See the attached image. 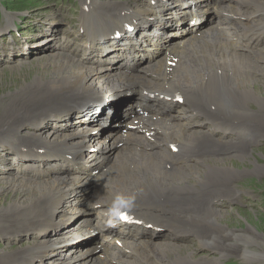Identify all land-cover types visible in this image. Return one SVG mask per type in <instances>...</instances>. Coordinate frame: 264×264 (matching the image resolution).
Wrapping results in <instances>:
<instances>
[{
  "label": "bare ground",
  "instance_id": "bare-ground-1",
  "mask_svg": "<svg viewBox=\"0 0 264 264\" xmlns=\"http://www.w3.org/2000/svg\"><path fill=\"white\" fill-rule=\"evenodd\" d=\"M148 1L149 5L142 8L80 0L85 31L82 59L70 60L53 53L41 62L19 67V71L9 67L7 73L13 78L32 75L26 85L18 84L14 93L0 96V107L6 108L3 114L9 117L0 127V146L9 152L26 150L27 155L39 152L46 158L70 156L81 168L66 169L63 174L68 177L48 173L40 178L15 172L1 183L2 191L21 201L0 210V223L8 230L0 226V236L25 238L33 234L32 239L36 234L33 243L8 252L4 264H38L47 256L56 260L53 264H225L224 259L232 252L211 242L224 243L217 226V218L223 214L218 204L234 194L225 184L244 176L229 175L238 172L224 158H247L244 139L251 145L264 139V92L255 85L260 82L256 75H264V0ZM215 18L222 22L215 24ZM188 19H196L197 26ZM181 21L185 23L180 25ZM13 23L9 18L6 29ZM124 26L138 30L134 39L110 40ZM154 26L160 30L157 36L151 32ZM171 26V32L164 31ZM180 35L184 36L176 39ZM123 60L125 67L120 63ZM112 68L119 69L116 75H109ZM107 75L114 77L105 78ZM114 88L131 91L129 97L137 96L139 101L133 102L135 112L128 106L132 99L114 105L116 111L130 110L125 114L129 122L101 138L102 133H93L95 124L103 126L94 117L104 108L94 107L97 105L90 100L96 95L105 103L119 100L123 95ZM251 104L258 107L251 108ZM74 115L89 123L72 128ZM36 122L41 125L39 129L32 127ZM130 122L137 129L123 132ZM243 123L250 126V134L233 140L231 133ZM194 124L202 128H192ZM206 124L212 129L202 126ZM27 127L32 134L23 133ZM46 132L48 138L61 142L45 139ZM111 157L114 167L106 171L104 166ZM207 157L221 160L207 165L200 160ZM102 166L103 171L94 176ZM191 176L198 182L194 183ZM85 180L94 181L92 192L84 191ZM216 185L227 188L214 190L211 186ZM128 198L135 206L131 214L140 225L110 221L115 206L126 207ZM76 201L85 205L74 210ZM52 231L57 242L48 238ZM69 234L73 238L67 237ZM186 235L196 237V243L207 248L205 256L209 252L214 256H185L172 242ZM100 236L121 240L123 245H107ZM247 237L242 233L237 236L244 243L242 256L264 258V240L246 241ZM79 238L88 240L71 250H75L73 256L59 253L67 241L73 243ZM253 245L251 251L248 246ZM230 247L235 246L230 243Z\"/></svg>",
  "mask_w": 264,
  "mask_h": 264
},
{
  "label": "rangeland",
  "instance_id": "rangeland-1",
  "mask_svg": "<svg viewBox=\"0 0 264 264\" xmlns=\"http://www.w3.org/2000/svg\"><path fill=\"white\" fill-rule=\"evenodd\" d=\"M99 1L110 2L111 4L127 3L129 5H134V6L137 5L142 8H146L147 4L149 5L148 0H99ZM20 2L23 3L24 6H20L19 5ZM80 3H81L80 0H0V28L6 29V23L9 18L14 19L13 26L10 27V29H16V27L17 28L20 27L18 28L20 32L19 35L10 34L9 36L6 37V34H4V32H6L7 29L0 31V51H1L0 52V96L5 94H10V92L14 93L15 92L14 90L18 84L26 85L28 79H31L32 73L25 74L23 76L24 79H22L21 77L13 78L7 73L11 69L9 67L16 68L19 71L20 70L19 67L25 65L31 66L35 63L41 62V60L51 57L53 53H57L61 58H66V59L68 58L70 60H74V59L79 60L80 58L81 59L83 58L85 45L83 46L82 37H85V31L81 27L82 7ZM143 4L145 5V7L142 6ZM218 21H220V19L218 18L213 19V22H215V24ZM213 22L211 23L213 24ZM184 23L185 21H181L179 24L182 25ZM173 28L174 26H171V28L164 27V31L169 33L173 30ZM151 32L153 33V35L157 36L160 33V30L157 26H154ZM184 35L187 36V34ZM183 36L180 35L179 37H176V39L182 38ZM5 40H10V42L9 41L5 42ZM12 40H14L13 45L11 43L13 42ZM5 43H6V48L4 49L3 45ZM260 49L261 47L259 48V50ZM99 68L100 67H98L97 69ZM35 69L37 68L35 67ZM95 70L96 69H90L89 71L92 72ZM117 70L116 68H112L108 70V73H111L109 75H112L113 73H115L116 75ZM113 77L111 78L107 75L105 78L113 79ZM256 79L260 81L259 83L255 84L256 87L259 88L258 89L259 91L261 89L264 92V75L261 73L257 74ZM146 88L148 89V87ZM95 97H101V96H95ZM136 97L137 96H135L134 99L132 98L128 99L129 101L131 99L133 100L131 101V103H129L130 105L128 106L131 110H134V112L137 106H134L133 102H135V100L139 101L138 97L137 98ZM99 102L103 103L104 100L99 99ZM99 102H97L98 106H94V105L93 106L102 107L104 109H102L100 114H98L94 118H99L100 119L99 123L101 122L103 126H96L98 124H95L94 128H96V130H94L93 133L96 136L102 133V135L100 136L102 138L106 135V133L111 131L112 129L111 126L117 128L120 125H124V123L128 120V117L125 116V114L126 112L130 113V110H126L124 112L123 111L124 108H123L121 110L116 111L114 105H119L120 102H114L111 105L105 104L104 106L100 105L101 103ZM121 102H125V101H121ZM178 103L180 104L179 101ZM75 104L76 103L69 105L65 110H68L69 108H71V106ZM159 105L160 104L158 103V106ZM141 106L143 107L144 104L141 103ZM76 107H78V104ZM250 107L254 108V105L251 104ZM257 107L258 106L256 105L255 108ZM97 112L98 111H95L94 113ZM3 113H7L6 108L0 107V127H3L1 124H3L4 121L9 118ZM94 113L92 114V116H94ZM74 118H75L74 119L75 125L72 127L74 129H80V127L84 126L83 124L89 123L84 119L82 121H79V119L76 118L75 116ZM123 119L125 120L123 121ZM40 126L41 125H39L38 122L32 125V127H36V129H39ZM52 126L53 125L51 124L49 128L53 129L55 127ZM194 126H199V124L198 125L194 124L192 128ZM202 126H204L207 130L212 129V127L209 124ZM196 128L200 129L202 127L199 126ZM23 133L32 134L33 131L31 130V128L27 127L26 130L23 131ZM47 133L48 132H46V135L45 133L43 134L45 136V139L50 140L52 142H56V141L61 142L60 140H51L50 138H48ZM249 134H250V126L247 123H243L236 131L231 133V138L233 140H238L239 135L248 136ZM242 146L245 149L246 152L245 154L248 153L249 155L247 156V158H237V157L235 158L234 156L228 157L226 159L224 158V162L229 161V163L234 164L235 171L238 172L236 174L231 173L229 175L244 174V176H242L241 178H235L234 180L228 181L225 184L231 190V193L234 194L233 196L230 197V199L225 198L224 200H221L218 204V209L223 214L222 217L220 216L219 218H217L218 219L217 226L219 227V232H220L219 235L223 237L224 243H217L215 241H212L211 244L215 243V245H218L221 250L226 248L225 250L232 251L230 252V255H228L227 258L224 259L223 262L225 264H264V258H259V257L252 258L249 257L248 255L242 256L243 255L242 252L244 250L242 247H244V243L240 242L237 238V236H240L242 233L248 236L246 238V241H253L258 238L264 240V139L262 138L260 141L251 145L249 139L245 138L244 144H242ZM12 157L14 156H10L8 149L0 148V185L1 183L2 184L4 183V181L8 176L13 175L15 172L18 175L20 174V176H25L22 175L23 171L20 172L18 170L14 171L15 170L14 168H9L10 164L13 162ZM111 158L109 159L110 161H108L106 163L107 165L105 166L103 165V163H100V165H103L104 167L107 166L106 171H112L114 167L111 166L112 163L114 162V159ZM214 158L215 157H207L208 160L207 159L205 160V158L200 160L205 161L204 163L207 165L210 163L217 164L221 160L220 159L219 161H215L217 157L215 159ZM189 163H187L186 165H190ZM103 166L95 171L94 176L100 174L103 171L104 168ZM181 166L184 167L185 165H181ZM6 170H10V172H8L9 174H6L5 172ZM25 174H29V173H25ZM61 175H63L62 177L69 176L66 173ZM192 178L194 179V183L198 182V180L195 177ZM86 182L87 180H85L83 184L84 191L87 193L92 192L95 185L94 181H92V183H88V182L86 183ZM218 182H220V178ZM184 184L185 183H182V185ZM216 186H211V187H213L214 190L217 189L225 190V188H227L225 187L223 189L224 185L223 186L216 185ZM213 188H211V190ZM13 201L20 202L21 200L14 198L11 194L4 192L0 189V210L9 206ZM82 205L85 204H83V202L81 201H76L73 203V207H74L73 209L77 210V208ZM83 215L84 214H82L80 217H83ZM56 220H58V218H56ZM0 226H4V224L0 223ZM10 226L11 224L8 225V229L10 228ZM3 229L4 230L6 229V225L3 227ZM14 229L15 228H12L11 230ZM7 231L8 230L6 229L5 232ZM223 233L224 235H222ZM31 235L33 234H29L28 236L31 237ZM35 235L36 234H34L32 239H30L29 237L22 238L23 236L16 237L14 235L6 237L5 234H3V236H0V264H4L3 260L5 259L6 254L8 252H12L18 248H22V246L25 247L31 242L33 243L32 240L35 241L36 239ZM70 235L71 234H69L67 237H69ZM48 238H51L53 242H57L55 241L57 240V236H55V232L53 231H52V235H50ZM70 238L73 237L70 236ZM158 238L163 241L166 240L168 241L167 238L164 237L162 238L161 236H158ZM87 240L88 238L87 239L79 238L73 243L67 241V247L62 251L59 250V253L67 252L70 253L68 254L69 256H73L75 254L74 253L75 250L74 251L71 250H73L74 248L77 250L78 248L77 245H80ZM98 240H101V238H98ZM196 241H197L196 237L192 235H186L184 236V238L181 239L176 238V243L175 242L172 243H174L179 249H182L181 251L184 250L183 253L185 256L186 253H192L195 255V257L203 258V259H208L211 256L212 257L214 256V253L211 254L210 252H209L210 254L208 253V255L205 256L208 251L207 248L203 246H199V243H196ZM230 243H232L235 247L227 248L228 244ZM248 248H250L251 251L255 249L254 245L248 246ZM80 249L82 250L85 249V246L82 245ZM187 250H189V252H187ZM173 254L175 255L176 253ZM257 258L259 259L257 260ZM49 260L50 257L47 256L44 258V261H41L38 264H53L56 262V260H50V261Z\"/></svg>",
  "mask_w": 264,
  "mask_h": 264
},
{
  "label": "water",
  "instance_id": "water-1",
  "mask_svg": "<svg viewBox=\"0 0 264 264\" xmlns=\"http://www.w3.org/2000/svg\"><path fill=\"white\" fill-rule=\"evenodd\" d=\"M110 88V87H109ZM122 89V90H121ZM121 89H115L114 88V92H115V90H117V91H120V93H122V95H123V97H121L119 100L118 99H112V101H125V100H128V99H130V97L129 96H131L132 95V92L131 91H124V89L123 88H121Z\"/></svg>",
  "mask_w": 264,
  "mask_h": 264
},
{
  "label": "clouds",
  "instance_id": "clouds-1",
  "mask_svg": "<svg viewBox=\"0 0 264 264\" xmlns=\"http://www.w3.org/2000/svg\"><path fill=\"white\" fill-rule=\"evenodd\" d=\"M133 206V201L131 198H128L127 199V204H126V207L125 208H128V209H131Z\"/></svg>",
  "mask_w": 264,
  "mask_h": 264
},
{
  "label": "trees",
  "instance_id": "trees-1",
  "mask_svg": "<svg viewBox=\"0 0 264 264\" xmlns=\"http://www.w3.org/2000/svg\"><path fill=\"white\" fill-rule=\"evenodd\" d=\"M19 5H20V6H24V4H23V3H21V2L19 3Z\"/></svg>",
  "mask_w": 264,
  "mask_h": 264
},
{
  "label": "snow or ice",
  "instance_id": "snow-or-ice-1",
  "mask_svg": "<svg viewBox=\"0 0 264 264\" xmlns=\"http://www.w3.org/2000/svg\"><path fill=\"white\" fill-rule=\"evenodd\" d=\"M124 219H127V217H123Z\"/></svg>",
  "mask_w": 264,
  "mask_h": 264
}]
</instances>
